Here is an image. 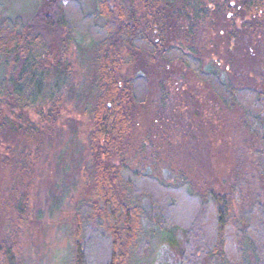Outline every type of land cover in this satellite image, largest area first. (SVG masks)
Wrapping results in <instances>:
<instances>
[{
    "label": "trees",
    "instance_id": "1",
    "mask_svg": "<svg viewBox=\"0 0 264 264\" xmlns=\"http://www.w3.org/2000/svg\"><path fill=\"white\" fill-rule=\"evenodd\" d=\"M214 1L216 9L208 17L211 8L203 7L201 0H139L142 16L124 10L123 2L97 0L95 9L82 17L91 22L103 18L99 39L91 23L82 31L79 23L68 20L61 4L42 17L40 9L39 18L30 23L0 18V166L12 169L13 178H24L35 158L32 145L47 138L45 123L56 122L64 100L76 101L90 122L80 180L91 188L74 196L65 264H151L147 255L156 237L174 243L176 229L184 236L180 264H264V203L255 201L256 215L241 211V184L232 193H222L205 179L195 185L180 177L178 186L198 205L194 220L184 222L174 217L175 200L161 201L159 192L173 188L170 183L135 169L130 161L131 135L148 105L154 117L182 133V123H174L167 81L184 68L207 83L215 101L241 111L251 138L260 139L261 149L251 151L255 174L264 179V0ZM52 35L61 50L56 58L49 46ZM218 42L223 44L215 49ZM84 43L91 75L76 86L67 56L72 46L82 51ZM232 44L241 50L240 62L248 65L243 85L231 77L223 80L222 71L213 68L212 56L227 54L230 69L225 71L235 77L231 68L240 50L234 52ZM31 112L39 114L38 121ZM146 133L150 137L151 132ZM171 147L184 150L183 143ZM203 156L197 153L199 163H204ZM22 189L11 196L9 215L25 222L30 216L29 183ZM67 194L66 189L57 196L55 206ZM144 198L150 200V211ZM210 205L216 217L213 233L207 235L203 228ZM13 235L10 231L8 239L0 236V264H28Z\"/></svg>",
    "mask_w": 264,
    "mask_h": 264
},
{
    "label": "rangeland",
    "instance_id": "2",
    "mask_svg": "<svg viewBox=\"0 0 264 264\" xmlns=\"http://www.w3.org/2000/svg\"><path fill=\"white\" fill-rule=\"evenodd\" d=\"M114 1L123 2V8L127 12L132 10L136 16L143 15L139 0ZM201 1L203 7L211 8L208 17H212L216 2ZM43 2L0 0V18L7 16L18 18L23 24L30 23L34 18H39L40 9L42 17L43 14L52 13L61 4L68 20L79 23L82 31L91 23L92 34L96 39L101 37L99 32L103 30L99 25L103 23V18L98 17L96 21L91 22L92 19L90 21L87 18V21L82 17L84 13L95 9L97 0H45L47 4H44V7ZM51 2L56 5L53 7ZM206 24L208 26V23ZM50 41L49 46L56 51L54 56L56 58L61 53L59 39L52 35ZM86 44H83L82 51L72 46L67 56L76 86L85 83L91 75L88 73V62L85 60L89 55ZM220 44L223 43L218 42L215 49H219ZM231 47L234 52L236 48L237 53L240 50L233 44ZM240 55L235 56L236 65L231 68L236 71L235 77L231 76L229 71H225V67L230 69L227 54L224 57L212 56L214 57L212 61L216 64V67H212L222 71L223 80H229L231 77L234 83L243 85V75L248 65L240 62L241 57L243 59L241 50ZM167 87L170 92L169 99L175 107V112L172 111V115L175 116L174 123H182L180 127L182 133H175L165 122L154 117L153 108L148 105V112L138 117V127L131 135L132 150H129L131 165L135 169L149 173L150 176L170 183L173 188L162 189L163 192L160 190L159 195L161 201L168 203L176 201L174 217L181 221H192L198 210L195 200L178 186L180 177L183 176L194 181L195 185H200L205 179L206 184L222 193H232L234 187L241 184V198L239 194L237 195L240 210H252L256 215L255 201L264 203V179L255 174L253 162L255 157L252 153L255 147L256 149L260 147V139L251 138L241 123V111L234 110L235 108L227 110L225 106L215 101L207 83L184 68L172 75L167 81ZM59 109L56 122L45 123V127L50 131L47 138L44 137L32 145V156L35 158L28 163L30 165L28 170L23 172L24 178L16 174L18 177L15 179L12 176L14 175L12 169L0 166V236L8 239V234L13 231L16 248L28 264H65L64 259L72 242L74 196H82L91 188L90 184L80 180L88 153L89 119L82 114L81 107L76 101L64 100ZM46 110L47 107H44L43 111ZM31 115L36 121L39 120L37 112H31ZM147 131L151 132L150 137L146 136ZM165 135L169 136L168 141L162 140ZM177 143H183L182 152H175L172 149L171 144ZM198 152L205 154L204 163L197 161ZM28 183L30 216L25 222H21L17 216L9 215L11 196L18 190H23ZM66 189L70 194H67L59 207L55 206L56 197H60ZM142 203L146 210L150 211V200L144 198ZM215 217L214 207L210 205L203 228L205 234L213 233ZM228 243H232L230 238ZM183 244L184 236L181 229L175 230L174 243L157 236L147 259L151 264H180Z\"/></svg>",
    "mask_w": 264,
    "mask_h": 264
}]
</instances>
